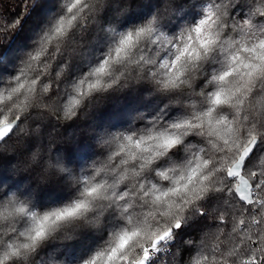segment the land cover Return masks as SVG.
Here are the masks:
<instances>
[{
	"label": "snow or ice",
	"instance_id": "1",
	"mask_svg": "<svg viewBox=\"0 0 264 264\" xmlns=\"http://www.w3.org/2000/svg\"><path fill=\"white\" fill-rule=\"evenodd\" d=\"M42 2L0 18V264H264V0H55L11 56Z\"/></svg>",
	"mask_w": 264,
	"mask_h": 264
},
{
	"label": "trees",
	"instance_id": "2",
	"mask_svg": "<svg viewBox=\"0 0 264 264\" xmlns=\"http://www.w3.org/2000/svg\"><path fill=\"white\" fill-rule=\"evenodd\" d=\"M20 0H0V18L11 19L15 17L21 10ZM155 0H135L131 11L129 12L127 19L128 21L134 22L139 18L150 15L154 11ZM57 11V5L55 0H43L41 6L34 9L30 15L25 17L22 23L21 31L18 34L17 39L13 43V50L10 53L11 56L18 58L17 54L21 51L26 50L30 46V40L35 37V33L49 21V18L53 13ZM183 19H195V13H182ZM183 22V20L181 21ZM88 39H92V35L89 34ZM98 47L93 45V49ZM72 131V127H67L65 134ZM19 178H14V181H18ZM44 200H54L60 193L53 189L45 190L42 194ZM203 225H194L189 231H198ZM207 231L208 229H204ZM202 234V233H200ZM188 236H184L182 239H188ZM93 237H85L83 240L84 244H90L93 242ZM182 242V241H181Z\"/></svg>",
	"mask_w": 264,
	"mask_h": 264
}]
</instances>
